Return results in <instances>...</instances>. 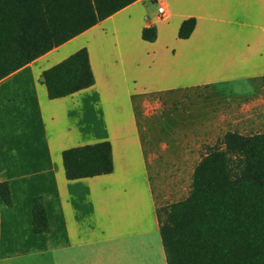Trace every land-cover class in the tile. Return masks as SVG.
Returning a JSON list of instances; mask_svg holds the SVG:
<instances>
[{
    "label": "crops",
    "instance_id": "0c3cea01",
    "mask_svg": "<svg viewBox=\"0 0 264 264\" xmlns=\"http://www.w3.org/2000/svg\"><path fill=\"white\" fill-rule=\"evenodd\" d=\"M191 17L192 33L179 38ZM144 27L156 28L155 40L142 38ZM82 47L95 83L49 99L42 71ZM245 83H255L247 96L225 95L209 124L223 123L224 105L244 110L238 120H264V0H136L2 78L0 182L12 206L0 199V264H167L157 208L188 194L192 130L172 124L175 109L150 118L147 101L182 108L197 91L245 92ZM146 121H168V133L148 132ZM100 141L111 143L113 170L67 179L62 151ZM162 174L178 176L166 185ZM37 195L50 223L40 234Z\"/></svg>",
    "mask_w": 264,
    "mask_h": 264
},
{
    "label": "trees",
    "instance_id": "16d2710c",
    "mask_svg": "<svg viewBox=\"0 0 264 264\" xmlns=\"http://www.w3.org/2000/svg\"><path fill=\"white\" fill-rule=\"evenodd\" d=\"M136 0H0V80ZM195 18L182 21L179 38H188ZM142 38L153 41L155 27ZM49 99L95 83L86 47L44 69ZM65 177L74 180L113 170L109 141L62 151ZM0 199L12 206L9 184L0 182ZM32 231L50 230L44 197L31 201ZM167 264H264V133L228 131L205 144L185 198L157 208Z\"/></svg>",
    "mask_w": 264,
    "mask_h": 264
},
{
    "label": "rangeland",
    "instance_id": "374dc122",
    "mask_svg": "<svg viewBox=\"0 0 264 264\" xmlns=\"http://www.w3.org/2000/svg\"><path fill=\"white\" fill-rule=\"evenodd\" d=\"M257 83V82H256ZM243 84V83H241ZM250 85V88L246 87L247 85ZM255 84V83H254ZM253 83H245L243 86L246 87L247 91H238L236 90V87L238 89L239 85H233L232 91L230 89H225V87L222 86V88H215L207 97V93L200 91L195 92L194 95H192L190 103L183 104L182 108L177 105H170L167 101H161L159 104L158 101L156 102H149L147 101V104L145 106L146 114L150 118H159L169 117V112L175 109L176 111L173 112L174 116V122L172 121V124L176 122V127H178L181 132L191 129L192 132H189V137L192 139L191 141V149L192 152L188 153V156L186 158L187 164H192L193 171L196 166V164L200 160V155L204 149L205 144H215L217 141L222 139L224 134L228 131H236L241 134L250 135L255 133H264V120L259 121H241L240 116L244 114V110L238 109L235 106L230 107L229 109H226V106L224 105L225 109H223V113L225 114L226 118L220 125L213 126V124H209V121H213L210 118L214 116V113L216 112L218 106H222V102L224 99V96L231 95V96H247L248 90L251 89V87L254 85ZM229 87V86H227ZM227 90V91H226ZM189 102V101H188ZM217 102H219L217 106ZM240 106V105H239ZM223 107V108H224ZM222 109V108H219ZM185 121H188L186 123ZM160 122H163L166 124L165 126L158 125ZM146 121V125L148 127V132L156 135L160 134H166L168 133V121ZM174 126V125H173ZM167 130H166V129ZM190 154V155H189ZM191 168L188 165L187 172H182L181 177L185 180L186 178H190L191 176ZM163 175V182L166 185H169V182L173 178H177L178 175L171 174H162ZM193 175V174H192ZM165 189H168V187L165 186Z\"/></svg>",
    "mask_w": 264,
    "mask_h": 264
},
{
    "label": "built area",
    "instance_id": "2783aa9c",
    "mask_svg": "<svg viewBox=\"0 0 264 264\" xmlns=\"http://www.w3.org/2000/svg\"><path fill=\"white\" fill-rule=\"evenodd\" d=\"M159 19H166L169 15L168 10L164 6L158 7Z\"/></svg>",
    "mask_w": 264,
    "mask_h": 264
}]
</instances>
